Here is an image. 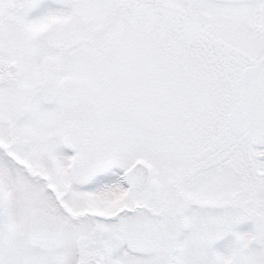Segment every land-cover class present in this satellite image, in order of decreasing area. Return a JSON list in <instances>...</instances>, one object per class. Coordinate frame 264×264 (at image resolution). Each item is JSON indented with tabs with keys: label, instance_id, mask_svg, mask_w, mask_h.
<instances>
[{
	"label": "snow or ice",
	"instance_id": "1",
	"mask_svg": "<svg viewBox=\"0 0 264 264\" xmlns=\"http://www.w3.org/2000/svg\"><path fill=\"white\" fill-rule=\"evenodd\" d=\"M0 264H264V0H0Z\"/></svg>",
	"mask_w": 264,
	"mask_h": 264
}]
</instances>
